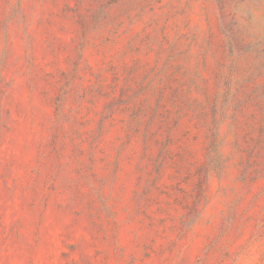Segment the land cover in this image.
Wrapping results in <instances>:
<instances>
[{"label":"rangeland","instance_id":"obj_1","mask_svg":"<svg viewBox=\"0 0 264 264\" xmlns=\"http://www.w3.org/2000/svg\"><path fill=\"white\" fill-rule=\"evenodd\" d=\"M0 264H264V0H0Z\"/></svg>","mask_w":264,"mask_h":264}]
</instances>
